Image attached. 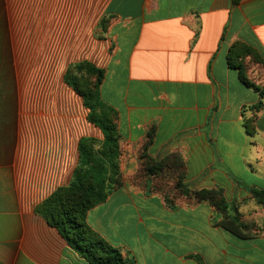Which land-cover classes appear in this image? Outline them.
<instances>
[{"label":"crops","instance_id":"obj_1","mask_svg":"<svg viewBox=\"0 0 264 264\" xmlns=\"http://www.w3.org/2000/svg\"><path fill=\"white\" fill-rule=\"evenodd\" d=\"M20 3L27 14L109 16L113 50L100 92L118 113L121 143L184 173L191 194L223 189L241 213L255 209L244 201L247 188L264 189V109L252 110L260 95L228 54L243 43L264 60V0H0L7 11ZM248 79L264 86V78ZM10 98L0 91V264H89L36 208L71 184L80 140L101 142L103 132L79 96L53 113L33 108L23 123ZM152 186L125 183L87 223L135 264H264V232L238 238L208 202L174 205ZM254 221L264 223L260 210Z\"/></svg>","mask_w":264,"mask_h":264},{"label":"rangeland","instance_id":"obj_2","mask_svg":"<svg viewBox=\"0 0 264 264\" xmlns=\"http://www.w3.org/2000/svg\"><path fill=\"white\" fill-rule=\"evenodd\" d=\"M19 6V12L7 11L0 4V91L11 97L6 100L18 109L19 121L23 123L33 108L39 115L49 108L53 113V109L75 106V96L79 95L66 77L79 85L96 83L97 76L93 74L104 71L106 59L113 50L109 36L113 20L104 14L38 11L27 14L22 9L27 3ZM248 60V73L264 78V67ZM148 165L152 166L144 148L127 149L121 143L120 177L116 187L129 183L143 188L150 180L153 190L169 197L174 205L180 202L191 205L192 200L199 203L180 188L184 173L173 174L168 168L150 178L146 173ZM244 202L245 207L253 204L255 209L243 214L235 202L240 221L247 225L251 235L264 232V223L258 225L254 221L259 210L264 214V204L252 196Z\"/></svg>","mask_w":264,"mask_h":264},{"label":"trees","instance_id":"obj_3","mask_svg":"<svg viewBox=\"0 0 264 264\" xmlns=\"http://www.w3.org/2000/svg\"><path fill=\"white\" fill-rule=\"evenodd\" d=\"M238 3L239 0H234ZM248 58L264 67V60L259 53L243 44L233 45L228 54L229 67L238 70L241 82L259 93L261 100L252 107L253 111L264 109V86L260 87L248 79ZM96 83H79L66 77L69 85L82 97L89 110L88 120L99 127L104 140L82 138L79 143L80 161L68 187L59 188L48 199L36 208L51 226L55 227L68 245L89 264H135V261L112 247L87 223V213L104 203L116 191L120 177L119 159L121 155V136L118 131V113L106 104L100 92L105 71H98ZM247 133L253 136L256 132L253 120H245ZM152 132L149 134V139ZM148 158V157H147ZM162 169L161 165L147 166L149 176ZM186 196H192L198 202H208L222 217L220 226L241 239H251L247 225L243 224L235 209L229 203L223 189L201 190L193 194L180 185ZM247 191L260 204H264V189L247 188Z\"/></svg>","mask_w":264,"mask_h":264}]
</instances>
